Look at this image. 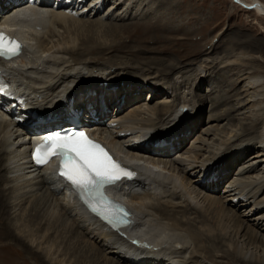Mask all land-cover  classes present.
Wrapping results in <instances>:
<instances>
[{
	"label": "bare ground",
	"instance_id": "obj_1",
	"mask_svg": "<svg viewBox=\"0 0 264 264\" xmlns=\"http://www.w3.org/2000/svg\"><path fill=\"white\" fill-rule=\"evenodd\" d=\"M91 1L95 5L89 15L52 8L48 0L35 8L24 0H0V26L9 25L23 44L21 55L0 60V236L26 242L46 264H209L207 259L218 264L221 257L236 264H264V72L257 65L262 52L250 57L255 53L232 48L214 60L201 58L193 69L171 71L170 66L168 74L162 69V77L154 67L137 73L131 65L140 59L104 58L117 48L126 50L123 42L114 41L124 25L109 22L135 18L140 8H147L143 17L150 19L156 16L151 11L155 5L144 6L152 5L147 0ZM234 1L264 17L260 1ZM218 67L219 73L223 70L218 81L228 78L227 91L211 79ZM211 70L205 81L209 96L198 93L196 112L186 75L200 79ZM95 77L101 79L89 83ZM121 77L137 84L128 86L130 81L123 83ZM168 77L169 88L157 83ZM148 83L166 91H152ZM236 85L240 89L231 94ZM145 92L150 101L143 99ZM120 97L124 100L115 104ZM208 97L212 104L205 123L197 116ZM68 110H84L89 121L95 113V136L134 171L131 181L110 187L131 211L128 226L107 227L53 164H33L30 153L40 133L31 130L55 118L61 121ZM180 118H185L183 124L177 123ZM234 121L255 131L234 129ZM59 228L71 229V240H81L86 253L77 258L67 248L69 240L62 247ZM53 229L57 231L51 233Z\"/></svg>",
	"mask_w": 264,
	"mask_h": 264
},
{
	"label": "rangeland",
	"instance_id": "obj_2",
	"mask_svg": "<svg viewBox=\"0 0 264 264\" xmlns=\"http://www.w3.org/2000/svg\"><path fill=\"white\" fill-rule=\"evenodd\" d=\"M147 1L148 3H152V5L146 3L144 4L143 0H141L144 6H147L149 8L155 5V7H152L151 11L155 12L156 16L150 19L145 18L143 17V14L147 8H140V15H137L135 18L129 16V18L131 19L127 18L123 20L119 18L117 19L118 22L116 19L109 22L113 26L115 24L124 25V27H121L122 30L124 29V31L121 32V37L115 38L114 41L123 42V45H125L124 48L126 50L121 51L116 47L117 49H115V51L111 52V54L109 55H105L104 58H108V60L113 61L118 55L123 59L127 57L128 60H132V58L140 59V62H131V68H135L131 70L137 71V73L139 70L142 74V71L140 69H148V67H154L155 69H158V73H160L163 68L166 70L167 67L169 68L170 66V69L173 68L175 71H177L176 68L178 67H181V70H183L182 68L187 67H191V69H193L194 67L199 66L201 58L210 56V60H214L216 59V57H223L225 54H229L233 49L240 47L241 51L255 53L250 54V57H259L260 53L262 52L260 56L262 57V59L260 58V61H257V65L258 68H260L264 72V17H261L259 14H257L255 9L249 8L245 4L243 5V3H238L234 0ZM243 1L251 3L253 0ZM258 1L264 4V0ZM112 2L114 3V0L108 1L109 4H111ZM153 2L155 4H153ZM158 2H161V4H159ZM155 8H157L158 10ZM135 11L136 10H133L130 15L133 16L135 14ZM105 21H107V19H105ZM100 23L101 25L104 24L102 22ZM184 38H186L188 41ZM111 56L113 57L110 58ZM173 69L171 71H174ZM219 69L220 67H218V69H215V72L211 75L212 78H210L214 80L215 84L217 83V85H223L222 87L225 88L224 91H227L229 90L228 83L226 82L228 78H226V80L224 79V81L221 82L223 80L221 77L220 81H218L217 78H219L220 74L223 73V70L221 73H219ZM210 72L212 73V70L208 71L207 75L203 74L202 77L199 76L200 79L198 78V76L197 79H193L196 77H191V72H188L187 75L185 74L189 80V87L192 90V96H195L196 101H194L197 106V108L195 109L196 112L201 106L198 105L201 100L200 98L198 99V97L200 95H203V98L209 96L207 95L208 93H206L207 83H205V81L211 74ZM161 73L163 74L160 75L161 77L165 75V72L162 71ZM166 73L168 74L169 70H166ZM229 74V78H231L233 73L231 72ZM97 79H101V77H95L94 79H92L93 81L89 83L95 82ZM121 79L123 83L132 80L131 78L127 77H121ZM169 79L170 77H168L166 80L162 79L161 81L160 79H158L157 83H163L161 85L165 86L164 88L167 89L169 88L168 85L170 84L168 81ZM191 82L193 83L191 84ZM219 82H221V84H218ZM231 82L233 83V81ZM129 83L131 84H128V86L137 84L135 83V81H130ZM148 85L150 89H153L152 91H157L158 93L162 90L166 91L164 90V88L160 90V86L158 85H153L152 83H148ZM198 86H201L200 91L197 90L199 88ZM235 87H237V85L231 88V94H234L236 92V89L234 90ZM237 89H240V86L237 87ZM217 90L221 91L220 88H217ZM171 91L173 90L171 89L169 92ZM91 93L92 95H94L93 92ZM198 93H200L199 96ZM237 93L239 94V91ZM137 95H139V93H137ZM143 95V99L147 97V101L151 100V94L149 97L148 93L146 92ZM159 96H163V93L161 92ZM123 100L124 97H120L119 99H116L115 104H119ZM156 100L158 99L155 98L154 101ZM211 100V97H208L207 103H205V106L203 108V112L200 113L202 114L201 117H198L195 112L197 118L203 120L205 123L208 120V116L211 112ZM83 105L88 104L84 102ZM223 109L228 110L229 107H224ZM178 114L180 116L181 111ZM189 116L192 118L195 117H193L192 114H190ZM185 118H180L177 123L183 124V120H185ZM223 121L224 123H227L228 120ZM234 122L235 125L237 122ZM229 126L230 125L228 124V127ZM235 126L234 129H237L238 127L240 129L243 128L244 133L249 131L246 127H244L245 125ZM254 131L251 129L249 132L253 133ZM187 132L190 133V131ZM195 133H198V131H196ZM188 137H191L190 141H192L194 134L191 133ZM245 138L248 137H243V139ZM190 141H188L186 145H189ZM239 143H241V141ZM175 154L176 152L174 151L172 155L174 156ZM248 156H251V154H249ZM233 171H235V169ZM220 187L223 188V185H221ZM219 195L220 193L217 194V196ZM248 207H250V204H248L247 207H244V209H242V212H245L246 210L248 211ZM30 230L31 229H26L27 232ZM55 231H57V229H53L51 233H54ZM68 232L71 235L67 234ZM59 233L63 236V239L60 238L58 240V242L62 244V247H64L66 245L65 242L69 240L70 242H68L67 248L69 246L73 248L72 252L76 253L75 256L77 258L86 253V247H83L84 245H82L83 243L81 240H79L77 237L76 239L71 240V236L73 235L71 233V229L59 228ZM58 234L56 235V237L60 235ZM64 234H67V238H65L66 236ZM39 235H43L42 231ZM35 251L36 249L34 247H30L26 244V242L20 241L16 237L2 238V235L0 236V264H46L41 261L38 256H36ZM90 255L91 253H89V256ZM207 261L209 264H212L210 260L207 259ZM218 261V264H236L229 262L228 259L223 257L219 258Z\"/></svg>",
	"mask_w": 264,
	"mask_h": 264
},
{
	"label": "snow or ice",
	"instance_id": "obj_3",
	"mask_svg": "<svg viewBox=\"0 0 264 264\" xmlns=\"http://www.w3.org/2000/svg\"><path fill=\"white\" fill-rule=\"evenodd\" d=\"M22 45L0 32V58L11 60L21 55ZM2 90V89H0ZM62 157L59 175L80 194L82 201L99 218L113 228L128 226L129 213L104 194V189L121 180L131 181L134 172L122 167L100 144L83 130L64 135H48L33 152V160L44 166L55 157Z\"/></svg>",
	"mask_w": 264,
	"mask_h": 264
}]
</instances>
